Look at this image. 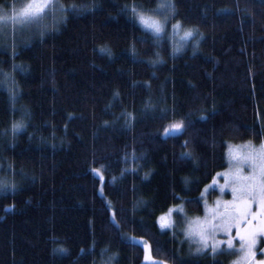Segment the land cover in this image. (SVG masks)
Here are the masks:
<instances>
[{
    "label": "trees",
    "instance_id": "trees-1",
    "mask_svg": "<svg viewBox=\"0 0 264 264\" xmlns=\"http://www.w3.org/2000/svg\"><path fill=\"white\" fill-rule=\"evenodd\" d=\"M58 2L0 46V264H227L159 217L201 215L227 144L264 142V0ZM159 5L196 38L177 48L132 11Z\"/></svg>",
    "mask_w": 264,
    "mask_h": 264
},
{
    "label": "snow or ice",
    "instance_id": "snow-or-ice-1",
    "mask_svg": "<svg viewBox=\"0 0 264 264\" xmlns=\"http://www.w3.org/2000/svg\"><path fill=\"white\" fill-rule=\"evenodd\" d=\"M49 7L55 8L54 4L50 5V0H28L18 11L13 8L10 16L6 9H0V26L6 25L9 21H18L21 25L31 22L44 14ZM71 7L75 10L78 6L72 5ZM61 10L66 11L67 9L61 6ZM132 11L142 24L157 33L161 32L160 21L151 19L142 12L138 13L135 6ZM179 26V21L173 25L174 28H179ZM192 31L191 28L187 29L183 35L190 36ZM13 95H15L14 92ZM200 118L207 119L206 116ZM188 123L181 120L170 125L165 129V135L186 130ZM22 126V123H14L13 130ZM235 155V171L225 172V184L221 185V189L231 186L233 198L228 201L217 200L211 216H206L204 219L196 218L195 232L200 244L197 251L207 248L211 240L213 255L218 254V249L220 252L236 250L240 255L234 264H264V247H259L260 244H264V145H261L258 153L248 151L244 154L237 152ZM244 165L252 169L247 175L242 174ZM96 171L99 172L98 169ZM6 185L7 180L0 179V189L5 188ZM254 203L258 204L256 209H253ZM160 220L162 226L169 223L164 217ZM233 228H235V235H233ZM217 233L225 234L227 238L218 239ZM237 237L239 238L238 244L236 243ZM225 244L226 248H219L220 245ZM154 264H164V262H154Z\"/></svg>",
    "mask_w": 264,
    "mask_h": 264
},
{
    "label": "rangeland",
    "instance_id": "rangeland-1",
    "mask_svg": "<svg viewBox=\"0 0 264 264\" xmlns=\"http://www.w3.org/2000/svg\"><path fill=\"white\" fill-rule=\"evenodd\" d=\"M27 2H28V0H23V2L19 3L18 5H13V6L11 5L10 7L0 6V9H6L8 15L10 16L12 11H13V8H15L18 11ZM52 4L55 5L54 9L52 7L47 8L45 10L44 14H41L38 18L33 19L31 22H26L25 24L21 25L18 21L17 22L9 21L6 25L0 26V46L2 45L3 47L4 46L6 47L7 45L11 44L12 48H15L16 45L18 46L19 42L21 41V37H22L21 33H23L25 31L23 28H27V27L33 25L34 23H39V24H37L36 27H34V28L30 27L29 28V29H32L33 33L35 32L36 34H38L37 32L39 30L45 29V26L43 25V24H45L44 22H47V20H52V21L57 20L58 17L60 16V13H61V7L59 6L58 0H50V5H52ZM152 12H154L155 17H151V16H147V17L160 21L162 24V27H164L165 26V24H164L165 18L167 17V15H169L168 7L166 5H159L157 7V9L155 8ZM44 16L48 17L49 19L46 20L44 18ZM52 21H49V24L53 25L51 23ZM141 25L154 32V30L151 29L150 27H147L146 25H144L142 23H141ZM164 28L166 30V26ZM185 30H187V28L186 29L180 28V27L174 28L173 24H172L169 27V29L166 30L162 34L166 35V33H167L169 38H171V40L177 44L176 47L180 48L183 45V42L185 40H188L189 38H192V39L196 38V33L194 31H192V35L184 36L183 33ZM261 145H264L263 141L260 143H257V144L252 143L250 141H244V142H240L238 144H234V143L230 142L229 144H227L226 152H225L227 166L223 170L218 171L215 174V176L213 177V179L204 187V189L201 192V196H203V195L206 196L207 191H209V190L215 191L210 202L207 198H205L203 200V208L204 209H203V213L201 215L186 217L184 215V211H183V208L181 206H172L171 208H169V210H167L165 213L162 214L163 216L161 215V217H164L165 220L169 221V223L166 224V226H167L166 228L169 227L168 229H173L176 226L177 222H179L180 220L182 221V225L179 228L180 232L182 233L183 237L186 238L190 242V244L192 245L194 253L199 254L200 252L205 251V250L213 253L212 246H211V240L209 241V246L207 248H203L199 252L197 251V249L200 247V244H199V237H198V235H196V232H195V227L197 224L196 218L198 217L200 219H204L206 216H211L212 209L215 207L217 200L228 201V200H231L233 198L231 186H225L223 189H221V185L225 184V172L231 173V172L235 171V168H236V163H235L236 155L235 154L237 152L244 154V153H247L248 151H253V152L258 153L261 150ZM251 170L252 169L249 166L244 165L243 169H242V174L247 175L249 172H251ZM257 207H258V204L254 203L253 209H256ZM161 217H159V218H161ZM159 221L161 222L160 219H159ZM159 221L157 219L158 225L160 226L161 229H163L161 227ZM181 229H182V231H181ZM233 235H235V228H233ZM217 238L221 239V240H225L227 237L225 234L217 233ZM236 243L237 244L239 243L238 237L236 238ZM226 247H227L226 244L219 246V248H226ZM259 247H260V245H259ZM263 247H264V244H263ZM218 251H219V249H218ZM145 253H148L147 246H145ZM224 253H226L227 256H229L227 264H234V262L237 260V258L240 255V253L236 250L224 251ZM148 255H149V253H148ZM259 257H260V254L258 253V258ZM151 260L153 262H162L161 260H155L152 258H151ZM144 262H145V258H144ZM145 264H147V263H145Z\"/></svg>",
    "mask_w": 264,
    "mask_h": 264
}]
</instances>
